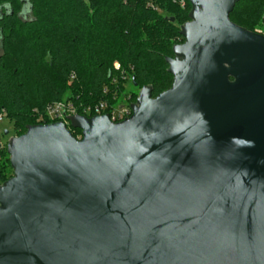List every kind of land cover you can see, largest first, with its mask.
Instances as JSON below:
<instances>
[{"label":"water","instance_id":"obj_1","mask_svg":"<svg viewBox=\"0 0 264 264\" xmlns=\"http://www.w3.org/2000/svg\"><path fill=\"white\" fill-rule=\"evenodd\" d=\"M189 1L171 88L11 138L0 264H264V34Z\"/></svg>","mask_w":264,"mask_h":264},{"label":"trees","instance_id":"obj_2","mask_svg":"<svg viewBox=\"0 0 264 264\" xmlns=\"http://www.w3.org/2000/svg\"><path fill=\"white\" fill-rule=\"evenodd\" d=\"M181 1L30 0L27 6L0 0V113L19 136L40 124L35 109L43 112L55 101L94 105L115 96L116 102L128 81L122 72L139 89L152 87L153 97L171 88L166 58L185 42L181 26L192 8L189 0L184 7ZM230 19L264 34V0H241ZM128 95L137 101L138 95ZM69 128L75 137L82 135ZM13 174L8 144H0V184Z\"/></svg>","mask_w":264,"mask_h":264},{"label":"built area","instance_id":"obj_3","mask_svg":"<svg viewBox=\"0 0 264 264\" xmlns=\"http://www.w3.org/2000/svg\"><path fill=\"white\" fill-rule=\"evenodd\" d=\"M181 6H185V1L180 2ZM117 70L121 69V65L118 62L114 64ZM123 79L128 80L129 76L125 72H122ZM126 83V85H127ZM105 92L108 93V88H105ZM126 97V96H125ZM127 100L131 101V95H128ZM113 102L109 100H101L96 104H80L79 106L75 105L73 101L70 100H60L55 101L53 103L48 104L43 112H39L38 109H35V112L38 114L37 121L40 124H45V120H50L53 122L63 121L69 124V117L74 115H84L87 117H91V115H108L110 120L113 123H119L127 118H129L133 114L132 104L135 102L131 101V104H122L119 106L115 105V96L113 97ZM6 118V113H0V122H2ZM77 138H82V135H78ZM0 144H3L0 142Z\"/></svg>","mask_w":264,"mask_h":264},{"label":"rangeland","instance_id":"obj_4","mask_svg":"<svg viewBox=\"0 0 264 264\" xmlns=\"http://www.w3.org/2000/svg\"><path fill=\"white\" fill-rule=\"evenodd\" d=\"M259 30L264 33V25L259 27ZM1 51V49H0ZM140 90L138 87H136L131 81L127 83L124 92L121 94V97L115 102L116 106L122 105V104H131L130 100H127L126 94L135 93L139 96ZM126 96V97H125ZM70 124V122H69ZM6 131L9 132L6 133ZM0 142L3 144H8L10 141V138L15 134L14 126L10 122L8 118H4L2 122H0Z\"/></svg>","mask_w":264,"mask_h":264},{"label":"flooded vegetation","instance_id":"obj_5","mask_svg":"<svg viewBox=\"0 0 264 264\" xmlns=\"http://www.w3.org/2000/svg\"><path fill=\"white\" fill-rule=\"evenodd\" d=\"M29 1L30 0H22V2H24L27 6H28V4H30L29 3ZM0 49H1V51H0V53L2 52V37L0 36ZM71 127V126H70ZM73 128V127H72ZM8 134H9V132H8ZM16 136H18V135H16V134H13V136L11 137V138H13V137H16ZM11 138H10V140H11ZM10 142V141H9ZM9 144V143H8Z\"/></svg>","mask_w":264,"mask_h":264}]
</instances>
